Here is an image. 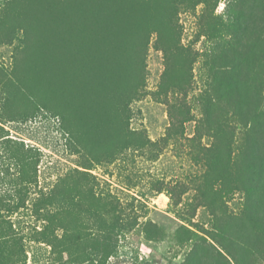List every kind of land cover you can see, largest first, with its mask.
<instances>
[{
  "label": "rangeland",
  "instance_id": "1",
  "mask_svg": "<svg viewBox=\"0 0 264 264\" xmlns=\"http://www.w3.org/2000/svg\"><path fill=\"white\" fill-rule=\"evenodd\" d=\"M65 1L0 0V264H264L245 213L248 188L262 192L243 163L247 127L219 105L205 119L216 40L197 41L203 23H259L264 0H97L92 21L76 0L56 23ZM95 16L114 33L97 62ZM67 61L97 63L93 98L83 86L73 98L91 118L26 97L25 64L55 102Z\"/></svg>",
  "mask_w": 264,
  "mask_h": 264
},
{
  "label": "trees",
  "instance_id": "2",
  "mask_svg": "<svg viewBox=\"0 0 264 264\" xmlns=\"http://www.w3.org/2000/svg\"><path fill=\"white\" fill-rule=\"evenodd\" d=\"M112 1L119 7L122 4L118 2L119 0ZM207 3L209 5L208 1ZM62 4L64 10L60 11V19L58 20L56 17L54 21L56 23H71L76 0H66ZM83 6L87 9L88 21H92L94 19L93 11L97 6V0H83ZM160 14L159 11L158 15ZM154 15L157 19L158 16L155 12ZM132 16L130 13L129 17L131 20L133 18ZM241 16L243 17V14L234 17L229 23H221L218 20L212 23H203L202 31L198 34L199 38H197V41L203 35L207 36L210 40H216L211 49L204 51L205 66L207 67L210 78L209 90L205 97L207 103L205 119L209 122L213 121V108L219 105V109L222 111H232L233 115L247 127V136L242 154L243 163L249 169L248 175L252 191L259 185L262 192L260 201H258L254 199L251 190L248 188V200L245 213L255 237L261 242L264 241V23L260 22L262 20L264 21V17L257 18L259 19V23H256V19L250 18L243 21ZM145 17L147 19L152 17L150 10H147ZM98 19L99 16H95V21L99 23ZM102 24L99 23V27L95 29L98 34H96L97 41H95L96 44H94L92 50L94 62L106 57H103V55H105L107 49V38L111 34H114L110 30L111 26L107 27V23L106 33H101ZM28 25L30 30L35 31L32 23H28ZM87 27L88 25L86 23V29ZM93 28L89 25V31L93 30ZM116 30L117 28L113 31ZM84 33L85 31L79 34L80 40H84ZM124 34L126 37V31L125 33L124 30L120 31V36ZM76 41L80 43L78 38ZM102 42H104V46ZM40 45V41H37V46L35 45V47H40ZM109 50L111 52L110 48ZM102 53L103 55H101ZM195 61L196 59L194 57L190 60L191 66ZM43 62L44 60L39 64H35V69H38ZM96 64H93L95 66L91 67V73H89V71L81 72L82 68L76 67V64L72 65L68 61L65 62V69L61 71L63 80L64 78L66 80L65 92L62 96L56 97L55 102H52L53 100H50L45 94L43 95L39 86L29 82L26 76L29 64H25L20 73L23 76L25 86L30 89L26 97L34 105L43 103L42 101L46 100L59 105V108L64 110L81 111L82 118H86L88 115L90 116L87 119L91 118L92 110L85 116L86 111L82 107L80 108V106H75L76 103H73V98L75 97L76 99L77 93L82 88L81 86L84 87L83 91L90 95V99L93 98V92L91 89L89 90L88 84L91 78L95 79L98 76L99 70ZM52 71L55 73L58 72V74L60 72L54 69ZM86 81L88 83L84 86ZM117 81L121 82L122 80ZM43 105L45 106L44 103ZM147 232L151 238H159L155 233L149 230Z\"/></svg>",
  "mask_w": 264,
  "mask_h": 264
},
{
  "label": "snow or ice",
  "instance_id": "3",
  "mask_svg": "<svg viewBox=\"0 0 264 264\" xmlns=\"http://www.w3.org/2000/svg\"><path fill=\"white\" fill-rule=\"evenodd\" d=\"M221 7H223V5H221Z\"/></svg>",
  "mask_w": 264,
  "mask_h": 264
}]
</instances>
